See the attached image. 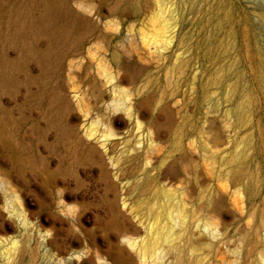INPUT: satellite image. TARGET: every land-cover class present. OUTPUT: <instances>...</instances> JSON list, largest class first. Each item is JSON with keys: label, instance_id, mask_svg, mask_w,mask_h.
I'll return each mask as SVG.
<instances>
[{"label": "rangeland", "instance_id": "1", "mask_svg": "<svg viewBox=\"0 0 264 264\" xmlns=\"http://www.w3.org/2000/svg\"><path fill=\"white\" fill-rule=\"evenodd\" d=\"M0 264H264V0H0Z\"/></svg>", "mask_w": 264, "mask_h": 264}]
</instances>
